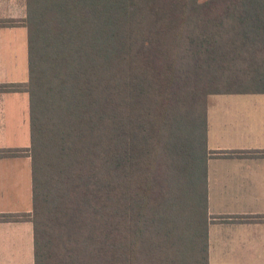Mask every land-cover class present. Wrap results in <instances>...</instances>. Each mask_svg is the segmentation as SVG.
Here are the masks:
<instances>
[{"label": "trees", "instance_id": "trees-1", "mask_svg": "<svg viewBox=\"0 0 264 264\" xmlns=\"http://www.w3.org/2000/svg\"><path fill=\"white\" fill-rule=\"evenodd\" d=\"M33 264H208V96L264 93V0H25Z\"/></svg>", "mask_w": 264, "mask_h": 264}, {"label": "crops", "instance_id": "crops-1", "mask_svg": "<svg viewBox=\"0 0 264 264\" xmlns=\"http://www.w3.org/2000/svg\"><path fill=\"white\" fill-rule=\"evenodd\" d=\"M24 16L25 0H0V19ZM27 78L26 28L0 25V83ZM235 96L252 99H223ZM207 119L208 148L221 151L207 162L208 264H264V93L209 95ZM30 138L28 94L0 91V149H27ZM31 208L30 155L0 154V213ZM27 243L33 264L31 222L0 221V263L18 264Z\"/></svg>", "mask_w": 264, "mask_h": 264}, {"label": "rangeland", "instance_id": "rangeland-1", "mask_svg": "<svg viewBox=\"0 0 264 264\" xmlns=\"http://www.w3.org/2000/svg\"><path fill=\"white\" fill-rule=\"evenodd\" d=\"M233 98L235 99L239 98L240 100H242L243 98H247V100L252 99L251 97H243V96H235V97H228V98L224 97L223 99L224 101H229V100H232ZM210 106L212 108L211 102H210ZM30 254L31 253H30L28 243L26 245L23 244L22 250H19L15 255V261L19 260V262H17L18 264H26L25 261L31 260ZM0 264H4V263H0Z\"/></svg>", "mask_w": 264, "mask_h": 264}]
</instances>
